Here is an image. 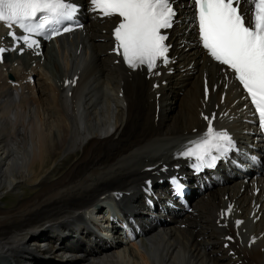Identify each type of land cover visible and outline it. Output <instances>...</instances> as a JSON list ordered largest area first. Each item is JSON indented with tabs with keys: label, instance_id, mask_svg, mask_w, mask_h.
I'll use <instances>...</instances> for the list:
<instances>
[{
	"label": "bare ground",
	"instance_id": "bare-ground-1",
	"mask_svg": "<svg viewBox=\"0 0 264 264\" xmlns=\"http://www.w3.org/2000/svg\"><path fill=\"white\" fill-rule=\"evenodd\" d=\"M81 10L84 17L90 14L85 7ZM188 25L187 21L176 27L172 31L174 39L182 42L190 38ZM100 27L105 28L103 23L88 18L84 33L47 47L39 64L42 70L33 67L38 70L40 84L35 96L46 111L45 121L32 94L24 91L30 86L7 81V73L14 80H21L22 68L4 63L7 66L3 70L0 64V197L3 194L8 197V205L0 206V261L43 264L40 258L49 255L56 262L53 264H149L140 252L142 247L152 261L150 264H264V208L255 223L248 216L251 212L256 214L258 203H264L261 194H250L254 179L248 180L242 189L239 182L231 181L193 198L194 210L186 213V228H181L178 221H161L156 213L168 207H154L145 214L142 206L143 179L150 176L155 183L164 174L159 166L151 169L156 171L153 175L143 168L171 160L181 141L203 130L197 112L202 94L200 73L191 72L190 61L182 60V50L191 55L197 72L203 69L208 72L210 83L216 72L214 63L208 62L193 41L184 43L190 52L176 46L175 41L174 52L180 56L178 62H183L184 68L176 80L170 74L160 76L167 78L168 83L158 88L161 95L156 120L150 80L138 72L126 73L120 62H113L112 55L107 59L110 28L101 31ZM52 54L57 64L51 65ZM77 71V91L73 86L71 95H66L61 82ZM233 86L229 84L223 103L211 92V99L219 107L226 106L232 111L229 116L222 114L229 122L219 125L233 133L239 143H252L257 133L251 123H246L251 116L243 105L245 100L239 98L240 92L230 93ZM34 87L35 82L31 88ZM121 88L123 93L119 95ZM235 98L238 100L233 102ZM234 114L238 118L231 120ZM23 185L30 188L19 194ZM114 190L119 191L116 194ZM116 195L128 214L141 217L137 234L141 242L124 244L122 250L117 249L119 243L112 246L105 240L101 247V240L96 241L90 232L93 209L89 207L112 201ZM225 197L245 212V223L239 226V232L243 235L246 230L257 232L253 238L259 240L249 248L244 244L237 248L233 244L226 249L222 246L220 236L228 231L216 228L214 214L218 208L227 206ZM157 221L159 225L154 226ZM37 232L42 241L33 236ZM53 235L54 241H49ZM229 249L236 250V257L226 254Z\"/></svg>",
	"mask_w": 264,
	"mask_h": 264
},
{
	"label": "snow or ice",
	"instance_id": "snow-or-ice-1",
	"mask_svg": "<svg viewBox=\"0 0 264 264\" xmlns=\"http://www.w3.org/2000/svg\"><path fill=\"white\" fill-rule=\"evenodd\" d=\"M89 3L93 12L118 19L113 30L114 51L122 55L129 69L143 68L149 74L158 75L154 70L170 63L165 30L173 26L177 14L172 0H89ZM244 4L248 5L247 9H242ZM192 7L193 23L202 48L234 73L255 106L258 127L264 131V0H192ZM78 10L71 0H0V24L9 29L8 35L15 45L35 49L40 47L37 37L51 40L71 32ZM14 26L21 30L19 35L12 31ZM23 50L19 48L20 54ZM6 51L8 49L0 47V62ZM205 92L207 94V86ZM204 119L208 125L203 136L190 141L178 153L196 170L214 167L230 152H238L227 130L213 127L215 114ZM182 188L177 182V195ZM227 211L231 212V206ZM241 223L236 221V226ZM225 239L231 241L232 237Z\"/></svg>",
	"mask_w": 264,
	"mask_h": 264
},
{
	"label": "rangeland",
	"instance_id": "rangeland-1",
	"mask_svg": "<svg viewBox=\"0 0 264 264\" xmlns=\"http://www.w3.org/2000/svg\"><path fill=\"white\" fill-rule=\"evenodd\" d=\"M173 110H174V108H173ZM175 110H176V109H175ZM175 110H174V111H175ZM25 190H27V189H25ZM2 206H3V205H2ZM6 206H7V204H6ZM143 263H145V262H143Z\"/></svg>",
	"mask_w": 264,
	"mask_h": 264
}]
</instances>
